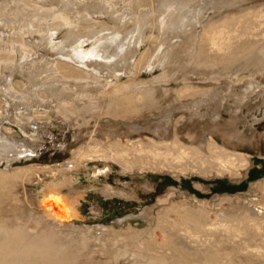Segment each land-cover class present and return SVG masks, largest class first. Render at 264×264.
Returning <instances> with one entry per match:
<instances>
[{"label": "bare ground", "instance_id": "1", "mask_svg": "<svg viewBox=\"0 0 264 264\" xmlns=\"http://www.w3.org/2000/svg\"><path fill=\"white\" fill-rule=\"evenodd\" d=\"M257 1L0 0V121L14 105L17 122L37 134L32 120L53 123L54 115L82 130L96 125L69 159L25 166L14 165L33 158L34 144L0 128L7 169H0V264H264V180L252 189L256 201L230 189L212 201L196 196V205L175 202L173 190L141 215L147 227L118 229L78 227L88 189L76 178L92 164L93 188L97 174L116 166L124 175L254 177L253 155L181 128L186 113L201 115L223 86L242 85L241 101L250 93L264 99V2ZM144 68L162 71L142 80ZM157 114L163 134L100 136ZM204 183L195 179L196 190Z\"/></svg>", "mask_w": 264, "mask_h": 264}, {"label": "rangeland", "instance_id": "2", "mask_svg": "<svg viewBox=\"0 0 264 264\" xmlns=\"http://www.w3.org/2000/svg\"><path fill=\"white\" fill-rule=\"evenodd\" d=\"M263 2V0L257 1L256 4ZM247 6L249 7V5H246L244 8H248ZM211 15H213V12H211ZM65 34L66 32H63L59 37H64ZM40 55H42V52ZM161 71L159 68L154 72L149 68H144L140 73L139 79L147 80ZM18 73L19 71L16 72V74ZM24 79L19 76L18 80L22 81ZM193 79L196 84H202L198 78L193 77ZM180 82L181 80L176 82L175 85L177 86ZM261 89L260 87L259 90L262 92L263 89ZM242 92H244L242 85L241 87L240 85L233 87L232 91L223 86L220 90L221 96L204 107L201 115L191 111L186 113L182 121L181 130L183 136L192 133L200 135L202 139L212 134L221 142L226 143V141H229L231 146L238 147L244 152L253 155L257 159L250 169L251 172L257 171L254 177L249 175L241 181H232L230 178L205 179L201 176L194 177L188 175L178 179L172 174L162 172L144 174L127 173L124 175L116 166V169L111 172L102 175L97 174L99 179L95 183L96 187L93 188L94 181L93 178L92 180L90 178L94 176V173H91L89 177L88 172H90L89 170L93 172L97 171L98 168L95 167L98 166L92 164L90 167L83 169V173L80 172V175L76 176L78 184L88 189H86L84 198L81 200V210L84 218L80 220L78 227L115 226L121 229L122 227H128L129 224L138 227L139 223L145 224L147 220L141 217V215L147 209H150V207H155L160 197L166 196V194L173 190L176 193L175 202L189 198L188 200L196 205L197 203L192 200L196 196L202 202L207 200L212 201L217 199L218 194L228 193L230 189H234V194L247 195L249 196V200L256 201L258 194L252 192V189L258 181L264 180V173H261L263 170L261 164H264V99L259 94L250 93L251 95L249 94L246 99L244 98L241 101L236 94H241ZM262 93L264 94V91ZM41 109L45 110L44 108L35 107L32 109V112L34 113L37 110L42 111ZM23 112L24 110L21 111V113ZM17 113H20V110L14 107V105L8 106V111H4L7 117L2 122L0 121V128L4 126L12 128V132H14L13 138L18 141L28 140L32 142L35 146V151L31 160L25 163L18 161L14 166H25L28 164L46 165L63 162L71 157L73 149L91 141L88 137L92 135L90 132L96 128L95 122H93V127L83 128L82 130L76 123L74 125L67 124L60 116L54 115L55 117L51 118L53 123L45 119L39 120L40 122L36 119L32 120V123H39V134H37L34 132L35 126L33 127L31 124V126H23L17 122L15 119ZM158 115L151 116L143 121L141 120L140 124L136 126L125 125V123L121 122V126L105 129L100 133V136L101 138H105L106 132L109 130L116 131L119 138H124L123 133L126 131L131 136L139 134L153 136L158 130L160 134H163L164 130H166L165 118ZM175 117L176 119L180 117L179 110L175 112L173 119ZM21 126L24 127L26 133L22 130ZM3 132L5 133V131ZM185 133L186 135H184ZM237 137H240V139ZM0 169L7 170L6 163L0 164ZM195 179H204L205 183L202 191L201 189L196 190ZM217 182H225V186L228 189L218 191L216 188ZM37 187H33L31 192L33 190L34 192L32 193H35ZM106 190L110 191L108 196L104 195V191ZM157 213L158 211H155V214ZM211 216L213 218L216 217L215 214ZM145 227H147L146 224Z\"/></svg>", "mask_w": 264, "mask_h": 264}]
</instances>
